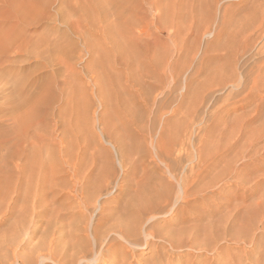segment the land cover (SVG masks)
I'll return each mask as SVG.
<instances>
[{"label":"rangeland","instance_id":"rangeland-1","mask_svg":"<svg viewBox=\"0 0 264 264\" xmlns=\"http://www.w3.org/2000/svg\"><path fill=\"white\" fill-rule=\"evenodd\" d=\"M64 57L70 60L65 63ZM41 90L51 94L46 103L37 96ZM14 97L21 106L33 100L44 106H33L35 115L30 105L29 113L17 104L19 112ZM15 109L18 116L31 114L20 127L12 124ZM29 136L39 149L30 151L37 183L32 185L47 193L49 203L82 205L85 193H91L87 214L94 220L99 203L120 194L127 176L135 181L144 175L188 177L207 190L177 209L182 219L186 216L180 225L202 228L200 240L207 236L213 249L182 246L176 249L184 250L179 261L264 264V0H0V175L5 182L17 179L16 160L26 162L20 151ZM7 216L0 229L12 221ZM205 226L212 229L210 240ZM149 255L144 250L141 256Z\"/></svg>","mask_w":264,"mask_h":264},{"label":"bare ground","instance_id":"bare-ground-1","mask_svg":"<svg viewBox=\"0 0 264 264\" xmlns=\"http://www.w3.org/2000/svg\"><path fill=\"white\" fill-rule=\"evenodd\" d=\"M94 7H95V4H94ZM25 12H26V10H25ZM119 22H120V20H119ZM126 24H125V26H126ZM122 27H124V26H122ZM128 27H130V26H128ZM110 28H112V27L110 26ZM119 29H117V30H119ZM112 30H114V29L112 28ZM119 34H118V36H119ZM136 47H137V45H135V49H136ZM56 48L58 49L60 47H56ZM56 48H54V49H56ZM62 48H61V51L63 50ZM28 49H31V48H28ZM66 49H67V46H66ZM69 49L71 50V48H68L67 50H69ZM46 51L48 52L49 50H46ZM55 51H54V54L57 53V51H60V49L55 50ZM35 52H36V50H35ZM63 52H65V51H63ZM63 52H61L62 58L65 54V53L63 54ZM69 53L71 54L73 52H69ZM130 53H131V50H130ZM48 54H50V53H48ZM48 54H47V56H48ZM53 55L51 58L56 56V55H54V56ZM57 56H59V55L57 54ZM57 56H56V58H57ZM70 56H72V55H70ZM66 57H64V59H63L64 62H65ZM57 59L59 61V58H57ZM107 60H109V59H107ZM68 61H66V62H68ZM105 61H106V57H105ZM62 62H61V64H62ZM104 64H105V62H104ZM104 79L106 80V78H104ZM49 81L51 82V80H49ZM65 81H66V79H65ZM52 82H51V84H52ZM48 83H47V85L50 86L51 84H48ZM54 83H55V81H54ZM18 84H20V83H18ZM62 84L64 85L63 82H62ZM66 84H67L66 88L69 89L67 87V86H69L68 81L66 82ZM54 85L56 86V84H54ZM107 85H108V88L111 86V89L110 88L109 89L112 90V85H109V84H107ZM53 86L51 85V88ZM57 87H58L57 88L58 90L61 89L60 92L65 91L63 89L64 87H62V88H61V86L60 87L57 86ZM102 87H103V85H102ZM113 87H115V86H113ZM45 88H46V85H45L44 89ZM51 88L50 87L48 88V86H47L46 90L48 92H50ZM72 88H71V90H72ZM53 89H56V88H53ZM57 89H56V91H57ZM115 89L116 88H114L113 90H115ZM43 90H41L40 92H42ZM44 91H43V93H41L42 95L45 93ZM47 91H46L45 95L48 93ZM56 91H54V92L56 93ZM68 91H70V90H68ZM19 92L20 91H18V93ZM66 92H67V90H66ZM18 93L17 92L15 93V94H17V97H18ZM51 93H52V96H50V97H53L54 93L52 91H51ZM48 94H50V93H48ZM42 95H40V94L37 95L38 97L41 98V99L39 98L41 102L44 101V103H46L47 100L49 101V97L47 95L46 96L45 95L42 96ZM106 95H108V93ZM37 96H35L36 97L35 101L36 100L39 101L37 99ZM17 97H14V98H16L15 101L17 100ZM46 97L48 99H46ZM52 99L50 101H54V97ZM58 100H59V98H58ZM35 101L33 100L34 105H31L33 103L32 101H28L25 104L23 103L24 106L23 105L22 106L24 107V109H25V106H27L26 108L28 109V112L30 113L33 106L36 108L38 105H39L38 107L43 105L42 103H40V104L38 103L37 105H35L37 103V101H36V103H35ZM16 102L17 103L15 104V106L17 104L20 105L19 103H21V100H17ZM69 102H68V104H69ZM27 103H31V104H27ZM29 105H30V107H29ZM71 106H72V104H71ZM12 107H14V106H12ZM16 107H17V109H19V112H20L21 107H19V106H16ZM28 107L31 108V110H29ZM35 108H34V111H37L38 108L37 109H35ZM68 109H70V108H68ZM10 110H13V109H10ZM16 111L17 110L15 109V111L12 115V116H14L13 117L14 123H12V124H14V127L16 125H17L16 127H20V124L23 123V121L29 120L28 115L31 116V114H29L27 112L28 115H27V113H25L26 114L25 115L23 112V114L25 116H22L23 114L20 115V113L18 116ZM21 111H22V109H21ZM24 111H27V110H24ZM34 111L32 110L31 112L33 114L37 115V112L35 113ZM11 114H12V111H11ZM35 115H32V117H34ZM9 118H11V117H8L7 119H9ZM123 130H125V128H123ZM7 133L9 134V131ZM11 133H12V131H11ZM8 134H6V135H8ZM35 135L37 136L36 133H35ZM23 140H25V139H23ZM46 142H47V140L45 141V143ZM38 143H39V141L36 142V144H38ZM9 144H12V143H9ZM26 144L27 145H25L26 146L25 149L22 147L23 150L20 151L21 152L20 158L21 159L25 158L26 162L19 163V161L16 160L18 162L17 164H15L16 170H17V179L14 180L13 183L11 184L10 180H9V182H5L3 179V176L0 175V224L3 223V220L5 221V218L7 215H10L11 219H12V221H10V224L7 223V224H9L7 228L0 229V264H170V263L172 264L173 262H175V264H184L185 262H181L178 259V256L183 257L182 252L184 250L181 249L182 252L180 254L176 251V249H178L182 246L183 247L189 246V248H191V247L196 248V250L197 249L202 250V251L206 250V252L208 251V249H210V250L213 249V248L211 249L212 243H210V245H209V241H207V236H204L206 238V242H203V241H205L203 238H202L203 239L202 241L200 240L201 239L200 232L197 231L198 229H200V227L197 228V226H194V229L197 228V230L194 231L192 229L193 227H191V225H190V228L192 230L188 227L190 229V231H189V229H186V226L183 227L182 226L183 224L180 225L181 223H185V220L183 221V219H185V217H186L185 215L187 212H185V213L183 212V215L185 217L182 219L181 218L182 214L180 216V214L177 211V209L181 208V206H183V204H185V206H187V207L190 206L188 204L190 203L191 199L194 196H196L198 193H200L202 191H206L207 186L204 187L202 185H195V184L193 185V184H191V181H189L188 177H183V176L180 177L176 174H173L171 179H169L170 174L168 176H166L163 173H161V174H163L161 177L154 176V178L152 176L146 177L147 175H144L142 178L137 179L136 181H135L136 177L127 176L124 180L125 181L124 184H121L120 186H118V187H120V194H118L117 196L115 195L114 197H107V199H105L101 203H99L100 204V212L99 213H97L98 211L96 212V214H99L98 215L99 217L94 218V220H92L91 216L89 214H87V210L89 211V208L91 207V203H92V201H90L91 197L93 198L95 195L91 196V193L88 192L90 194V197H89L88 196L89 194L87 195V193H85V199H84V202L82 205L77 204L75 206L74 204H71V202H70V205L68 203H66V204H68V206L66 205V207H64L61 203H60L61 205H59V204L55 205V203L58 200L57 201L55 200V203L53 202L54 200L52 201L53 203L51 202L52 204L49 203L47 201L49 199L47 193L42 194L41 189L38 192H37V190H35L37 187H34V186L37 183H35V185H34L35 180L34 181L32 180V173L30 172V170H31L30 163H31V154H34L37 151L39 152V149L38 150L35 149L36 148L35 145H34L35 148H33L34 146L32 147L30 136L28 139V143H26ZM43 144H44V140H43ZM40 145H38V147ZM46 145H47V143H46ZM31 148L33 151H35V150H37V151H35V152L32 151L30 153ZM7 149H6V151H7ZM40 149L44 151V149H42V148H40ZM9 150L10 149H8V153H9ZM45 150H49V149L45 148ZM43 151H40V152L43 153ZM41 153H39L40 156H41ZM39 154H36V157ZM45 155H48V154H45ZM32 156L34 158L35 154ZM43 156L44 155H42L41 158H43ZM49 160H50V158H49ZM16 161H14V163H16ZM51 161H52V159H51ZM31 165H32V163H31ZM42 165H43V163H42ZM167 165H168L169 169L171 170L172 166L170 164H167ZM32 169H33V167H32ZM46 170H47V168H46ZM52 170H53V168H52ZM55 172L57 173V171H55ZM43 173H44V171H43ZM52 174L53 173H51L50 175L52 176ZM6 175H7V173H6ZM39 176H40V174H39ZM42 176H44V175H42ZM1 177H2V179H1ZM90 177H92V176H90ZM94 177H96V176H94ZM101 177H99L98 179L103 180V178H101ZM66 178H67V176H66ZM105 178H106V175H105ZM172 178L175 181L179 182L180 188H177V186L175 185L177 182L174 184L172 181ZM58 179H60V177ZM73 179H75V178H73ZM98 179H97V181H99ZM94 180L96 181V179H93L91 181H94ZM72 181L73 182H71V183H74V180H72ZM88 181H90V180H88ZM37 182H38V179H37ZM94 183L95 182H93L92 185ZM51 184H52V187L55 186V185H53V183H51ZM70 184H69V186H70ZM102 184H104V180H103ZM102 184H101V186L104 188V186ZM95 185H96V183L94 184V186ZM98 185H97V187L99 188L100 185L99 186ZM32 186L34 189L32 188ZM61 186H63V185H61ZM47 187L48 186H46L45 190L50 191V189L49 188L47 189ZM52 187L50 186V188H52ZM62 188H64V187H62ZM105 188H107V187H105ZM96 189L97 188H95V190ZM54 191H55V189L53 190V192ZM94 191H92V192H94ZM55 192H57V190ZM97 192H101V191H97ZM59 194H61V193H59ZM59 194H57V195H59ZM70 194H67L66 196L68 197V195H70ZM223 194H225V193H223ZM83 195H84V193H83ZM54 196H56V195H54ZM72 197H75V195L74 196L72 195ZM54 198H57V197H54ZM50 199L52 200L53 197ZM66 200H67V198H66ZM64 202H65V200H64ZM50 204L53 206H51ZM185 206H184V208H185ZM220 206H222V205H220ZM77 207L81 208L80 211L76 210V209H78ZM188 209H190V208H187V210ZM181 211H184V209ZM190 211H192V210L190 209ZM194 211H193V213H194ZM209 211L210 210H208L207 213ZM204 213H203V215H204ZM199 214H200V212H199ZM209 214H207L208 217H209ZM211 214L213 215L214 212L213 213L211 212ZM192 215L193 216H191V217H194V214H192ZM202 216H201V218H203ZM27 217H29V218H27ZM189 218L190 217H187L188 220H189ZM221 220L224 221V218ZM210 224L212 225V223H210ZM196 225H198V224H196ZM211 225H210V227H211ZM198 226H200V225H198ZM206 226L203 229H205V230L207 229L208 233L205 231L206 233H204V234L210 235V231L212 229H210L208 227L210 229L209 230L208 228H206ZM222 226H225V225H222ZM222 226H221V228H222ZM201 227H202V225H201ZM1 230H3V231H1ZM200 230H202V228ZM192 231H194V232H192ZM217 231H219V229ZM240 231H241V229H240ZM202 233H203V231H202ZM211 235H212V233H211ZM211 235H210V238H208V240L213 238ZM219 239H220V237H219ZM220 241H221V239H220ZM222 241H223V238H222ZM217 242H219V241L217 240ZM222 245H224V244H222ZM222 245L220 246V248L222 247ZM144 250H147L148 253H150V255L147 258H143L141 256L144 254ZM193 250L195 251V249H193ZM206 252H202V253L204 254ZM219 252H221V250ZM200 253H201V251H200ZM190 254H193V253L190 252ZM195 256L193 257V259L195 258ZM201 256H202V258H204L203 257L204 255H201ZM206 256H207V254H206ZM217 256H220V255H217ZM208 257H209V255H208ZM189 258H192V257H189ZM206 259H208V262H209V258H206ZM188 260H190V259H188ZM197 260H198V255H197ZM210 262H211V260H210ZM186 263L187 264H198V262L196 260H190ZM207 263H205V264H207Z\"/></svg>","mask_w":264,"mask_h":264}]
</instances>
